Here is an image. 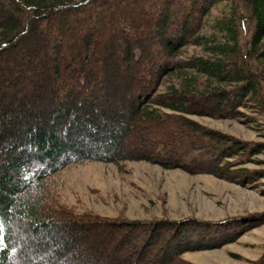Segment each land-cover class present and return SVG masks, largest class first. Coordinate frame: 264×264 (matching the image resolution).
<instances>
[{
  "label": "trees",
  "instance_id": "16d2710c",
  "mask_svg": "<svg viewBox=\"0 0 264 264\" xmlns=\"http://www.w3.org/2000/svg\"><path fill=\"white\" fill-rule=\"evenodd\" d=\"M255 107L264 0H0V264H193L185 253L263 225L80 214L53 181L73 164L147 162L256 182L262 144L192 119Z\"/></svg>",
  "mask_w": 264,
  "mask_h": 264
},
{
  "label": "rangeland",
  "instance_id": "374dc122",
  "mask_svg": "<svg viewBox=\"0 0 264 264\" xmlns=\"http://www.w3.org/2000/svg\"><path fill=\"white\" fill-rule=\"evenodd\" d=\"M226 14V4L217 6L206 18L209 25L204 34H209L210 24ZM241 113L240 118L233 120L192 119L236 139L262 144L263 149L246 167L264 174V113L256 107L242 109ZM53 181L61 203L80 214L92 212L112 219L142 221L195 218L214 223L264 217V179L243 186L212 175H191L147 162L119 166L86 162L66 167ZM263 254L264 224L220 249L187 252L183 259L193 264H250Z\"/></svg>",
  "mask_w": 264,
  "mask_h": 264
}]
</instances>
